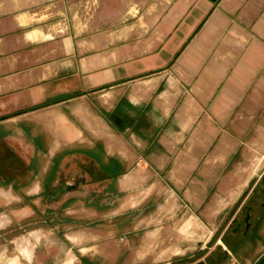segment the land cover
Wrapping results in <instances>:
<instances>
[{
    "label": "crops",
    "instance_id": "obj_1",
    "mask_svg": "<svg viewBox=\"0 0 264 264\" xmlns=\"http://www.w3.org/2000/svg\"><path fill=\"white\" fill-rule=\"evenodd\" d=\"M118 108L125 123L106 115ZM2 116L0 264L30 258L26 221L42 218L44 188L62 174L81 188L53 216L68 247L136 263L157 231L124 232L126 210L157 197L145 216L172 215L182 189L202 187L180 173L204 155L218 172L232 141L264 138V0H0Z\"/></svg>",
    "mask_w": 264,
    "mask_h": 264
},
{
    "label": "rangeland",
    "instance_id": "obj_2",
    "mask_svg": "<svg viewBox=\"0 0 264 264\" xmlns=\"http://www.w3.org/2000/svg\"><path fill=\"white\" fill-rule=\"evenodd\" d=\"M254 136L232 141L233 153L229 157H220L218 172L204 171L209 165V157L204 155L198 171L191 177H187L186 173H180L178 177L182 176V181L186 180L189 184L192 183V179H197L201 181L202 187L182 189L184 193L182 197L186 203H183V206L175 210L172 215L156 211L158 208L155 206L154 215L145 216V212L157 204V197L142 203L132 214L131 210H126L127 214L120 219L121 229L124 232L138 224L140 240L146 238L147 233L155 230L157 233L154 246L147 256L138 258L136 263H131L129 260L122 263L192 264L201 261L202 264H211L209 259L214 254L212 251L224 249L225 244L228 248L229 236H224L223 240L222 234L226 228L229 209L244 189L246 181L259 169L264 159V138L258 137V134ZM167 180L170 183L174 182L175 178L170 174ZM60 208L61 204L49 206L44 202L42 218H39L36 212L38 220L33 218L35 217L33 213L32 219L26 221V241L31 256L26 260L22 259L23 264H64L69 260L71 262L67 264H85L82 261L83 253L91 260L100 263L97 254H92L94 251L86 248L80 251V246L77 245L70 249L62 233L54 228L57 217H51L50 211H58ZM61 212L63 213L61 216H65L64 210ZM175 226L180 230H175ZM86 227L90 231V236L100 239L98 232L101 230L100 224L88 223ZM182 232L184 234H181ZM10 233L12 235L14 232ZM4 244L9 245L12 255L18 254L13 242L4 241ZM173 248H181L185 254L170 257L169 249ZM263 250L264 246H257V249L244 260L224 258L219 264H252L254 258ZM1 253L0 251V255ZM127 256L130 257V253H125V259Z\"/></svg>",
    "mask_w": 264,
    "mask_h": 264
},
{
    "label": "flooded vegetation",
    "instance_id": "obj_3",
    "mask_svg": "<svg viewBox=\"0 0 264 264\" xmlns=\"http://www.w3.org/2000/svg\"><path fill=\"white\" fill-rule=\"evenodd\" d=\"M64 176V174L60 175L53 186L44 188L49 206L60 204L69 192L81 191L77 183ZM50 212V216L53 217L55 211ZM17 226L19 227L17 230L23 229L21 224ZM17 230L12 232L15 233ZM227 235L229 236L228 248L215 249L212 251L214 252L212 258L215 257L216 260L242 258L244 260L257 249V246H264V159L259 169L246 181L244 189L229 209L222 239L224 240V236ZM82 261L85 264H99L88 258H83ZM220 262L221 260L217 264ZM195 264H202V262ZM252 264H264V250L254 258Z\"/></svg>",
    "mask_w": 264,
    "mask_h": 264
},
{
    "label": "trees",
    "instance_id": "obj_4",
    "mask_svg": "<svg viewBox=\"0 0 264 264\" xmlns=\"http://www.w3.org/2000/svg\"><path fill=\"white\" fill-rule=\"evenodd\" d=\"M69 96H67V97H63V98H68ZM51 101H45V102H43V103H41V104H39V105H37V106H35V107H33V108H38V107H42V106H45V105H48L49 103H50ZM122 105H124V107L126 108L127 107V109H129V108H132V106H131V104L128 102V101H126V100H123V102H122ZM106 115L110 118H112V119H116V118H118V120H121L122 122H124L125 123V121H126V118L127 119H129V117H130V113H128L126 110H124V109H121V108H118V113H117V115L114 117L113 116V113L112 112H106ZM118 116V117H117ZM4 117H7V116H2V117H0V118H4ZM210 259H213L212 257H210ZM221 259H217V260H214L216 263L217 262H219Z\"/></svg>",
    "mask_w": 264,
    "mask_h": 264
},
{
    "label": "water",
    "instance_id": "obj_5",
    "mask_svg": "<svg viewBox=\"0 0 264 264\" xmlns=\"http://www.w3.org/2000/svg\"><path fill=\"white\" fill-rule=\"evenodd\" d=\"M225 248V247H224ZM226 249V248H225ZM192 264H195V263H192Z\"/></svg>",
    "mask_w": 264,
    "mask_h": 264
}]
</instances>
